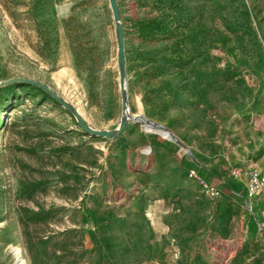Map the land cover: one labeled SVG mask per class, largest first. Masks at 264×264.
Segmentation results:
<instances>
[{"label": "rangeland", "instance_id": "rangeland-1", "mask_svg": "<svg viewBox=\"0 0 264 264\" xmlns=\"http://www.w3.org/2000/svg\"><path fill=\"white\" fill-rule=\"evenodd\" d=\"M118 4L120 135L0 86V264H264V0ZM118 45L109 0H0V82L97 129Z\"/></svg>", "mask_w": 264, "mask_h": 264}, {"label": "water", "instance_id": "water-1", "mask_svg": "<svg viewBox=\"0 0 264 264\" xmlns=\"http://www.w3.org/2000/svg\"><path fill=\"white\" fill-rule=\"evenodd\" d=\"M110 6L112 9V14L115 20L116 24V30H117V36H118V62H119V78H120V87L123 92V106H124V113L122 115V119L117 127V129H97L92 126H90L85 119L81 116V113L79 112L78 108L72 105L69 101H67L64 97H62L59 93H57L55 90H53L49 85L46 83L32 79L29 77H12L9 79H6L4 81L0 82L1 85H6L12 82H27L31 84L38 85L39 87L43 88L45 91H47L56 101H58L60 104L65 106L67 109L71 110L74 115L76 116L77 120L79 121L80 125L83 127L85 131L88 133L99 135V136H105L109 138H114L120 135L128 120L132 117L129 115V105H128V96L126 91V69H125V38H124V27L121 23V12L118 4V0H109Z\"/></svg>", "mask_w": 264, "mask_h": 264}, {"label": "built area", "instance_id": "built-area-1", "mask_svg": "<svg viewBox=\"0 0 264 264\" xmlns=\"http://www.w3.org/2000/svg\"><path fill=\"white\" fill-rule=\"evenodd\" d=\"M196 174H197V170L195 168H192L190 170V175L194 176ZM263 183H264V177L263 176L260 178L253 179L252 184H251L250 189H249V195H251V196L254 195L255 189ZM208 188H209V191L211 194H218L219 193L218 189H215L213 186L208 187Z\"/></svg>", "mask_w": 264, "mask_h": 264}, {"label": "bare ground", "instance_id": "bare-ground-1", "mask_svg": "<svg viewBox=\"0 0 264 264\" xmlns=\"http://www.w3.org/2000/svg\"><path fill=\"white\" fill-rule=\"evenodd\" d=\"M2 113L6 116L7 113H11V112H9L8 110H3ZM4 132H5V126L2 125V126H0V142H3L4 141ZM163 133L166 136L172 137V134H171V132H169V130H165V131H163ZM17 250H18V257H17L18 258L17 259L18 264H26L27 263L26 260H24V258H22L20 256L21 254L19 253V249H17Z\"/></svg>", "mask_w": 264, "mask_h": 264}]
</instances>
